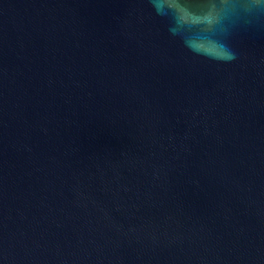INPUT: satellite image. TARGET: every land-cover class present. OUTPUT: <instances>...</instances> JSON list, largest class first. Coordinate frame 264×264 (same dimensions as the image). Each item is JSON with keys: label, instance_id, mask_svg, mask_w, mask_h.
Wrapping results in <instances>:
<instances>
[{"label": "water", "instance_id": "95a60500", "mask_svg": "<svg viewBox=\"0 0 264 264\" xmlns=\"http://www.w3.org/2000/svg\"><path fill=\"white\" fill-rule=\"evenodd\" d=\"M170 27L0 0V264H264V8L229 62Z\"/></svg>", "mask_w": 264, "mask_h": 264}, {"label": "clouds", "instance_id": "9594fccd", "mask_svg": "<svg viewBox=\"0 0 264 264\" xmlns=\"http://www.w3.org/2000/svg\"><path fill=\"white\" fill-rule=\"evenodd\" d=\"M158 15L169 17L170 32L197 55L224 62L236 58L223 41L241 12L259 15L264 0H151Z\"/></svg>", "mask_w": 264, "mask_h": 264}]
</instances>
